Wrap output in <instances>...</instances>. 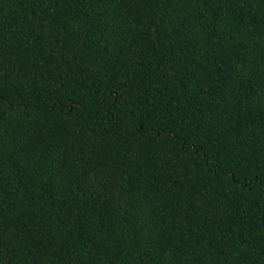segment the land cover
<instances>
[{"label":"trees","instance_id":"16d2710c","mask_svg":"<svg viewBox=\"0 0 264 264\" xmlns=\"http://www.w3.org/2000/svg\"><path fill=\"white\" fill-rule=\"evenodd\" d=\"M0 264H264V0H0Z\"/></svg>","mask_w":264,"mask_h":264}]
</instances>
